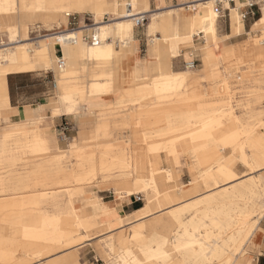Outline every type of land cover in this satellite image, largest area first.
<instances>
[{
    "label": "bare ground",
    "instance_id": "1",
    "mask_svg": "<svg viewBox=\"0 0 264 264\" xmlns=\"http://www.w3.org/2000/svg\"><path fill=\"white\" fill-rule=\"evenodd\" d=\"M26 1L28 6L20 9L15 0H0V34L7 31L10 38L9 43L0 42V112L10 108L7 102L5 73L10 68L16 71H45L52 66L51 52H56L58 47L61 48L64 63L62 69H57L60 78L57 81L56 102L60 104L61 98L65 102L76 99L81 101L89 94H101L105 90L104 84L94 87L90 92L77 89L76 85L84 77L85 72L82 62L89 61L92 64L90 69L95 68L99 72V77H103L102 66L105 61L113 58V45L126 44V40L130 39L135 27L136 18L147 19L148 34L152 37V40H149L151 55L156 61L153 69L156 76L133 80L122 88L121 98L115 102L114 109L118 111L131 106L145 108L142 114L135 116L132 126L125 121L116 125L119 129L131 130L132 145L129 153L126 147L98 143L99 140H104L107 134L104 132L105 126L101 127L97 124H94L89 134H84L78 142V147L73 152H69L68 156L75 158V163H70L69 166L61 165L62 155L49 158L46 141L40 132L23 127L18 132L5 134L0 138V158L21 157L22 159L16 161L28 162L42 159L47 162L35 166L25 165L22 170L0 178V194H5L11 189L14 191L39 189L28 199L0 196V217L3 219L0 222V264H42L37 262L61 252L65 248L60 245L62 236L60 224L63 215L76 218L79 225L87 231L97 227L99 232L108 231L118 224L150 215L151 217L146 219L150 222L143 224L142 230L145 233L143 236L149 237L153 233L155 235L153 242L160 246L152 252L143 251L136 247L142 236H134L125 241L120 235L117 238V249L128 248L127 252L133 255V261L124 262V264H137L138 261H143L144 264H242L243 253L246 251L243 246L254 237L253 233L259 219L251 224L244 223L233 212L236 211L235 206L239 203L244 205L260 199L263 200L264 205V176L254 177V173L264 172L262 168L264 166V133L260 127L245 126L239 129L241 118L236 113L229 112L227 126L215 119L211 123L217 124L218 129H214L207 124L210 123L209 119L218 113L217 110L192 111V116L200 119L202 129L198 133H189L188 138L185 137V146L188 147L194 159L192 161L194 169L199 171L197 176L204 193L191 200L170 206L180 198L175 197L172 192L162 195L156 187L158 180L169 179V176L165 175L160 168V156L164 154L170 162H173L176 157L184 153L176 139L168 141V138L175 132L176 116L180 115V112L176 110L177 103L181 98L186 97L181 91L182 85L192 76L187 72L171 74L165 70L160 64L165 55L163 50H168L182 40H193L194 36H200L205 42H219L216 38V21L219 14L211 8V5L218 3L219 0H203L179 7L190 14L188 33L185 36H181L179 28L172 23L173 11L138 13L134 8L135 0H118L119 2L116 3L106 0ZM226 1L229 3V0ZM86 8L94 17L90 27L54 32L34 42L26 39L27 23L38 22L42 26L57 27L60 18L82 14ZM104 16L108 17L106 22L102 20ZM16 18L23 19L24 24L17 25ZM242 31V16L240 17L238 8H235L230 17V35L238 36ZM255 31H259V35L251 36L247 33L249 37L241 47L220 57H215L208 49L203 58L205 69L210 62L219 60L221 57L223 61L233 59L241 63L251 62L257 57L253 54L255 48L264 46V15L252 26L251 33ZM18 32L24 39L15 43L11 42L13 34ZM82 32L90 33L89 37H95L98 44L86 43L81 38ZM72 39L74 40L71 41ZM68 47L74 48L77 52L73 66L69 65V59L64 55V50ZM259 57L264 58V55ZM58 59L55 64H58ZM2 64L6 67L2 68ZM186 69L194 70L188 65ZM207 80L213 85L223 83L228 86L229 84L218 71L210 72ZM212 89V92L215 91L214 87ZM168 102L175 105L161 109L162 104ZM186 113L187 111L181 112L183 115ZM179 117L183 118V116ZM186 122L183 118L179 123ZM238 132L244 136V141L237 148L234 147L233 151L236 157L248 167L249 173L236 179L230 163L224 162V158L219 153L223 149L217 150L214 145L227 142L228 147L234 146L232 143L238 138ZM151 139L164 141L149 144L147 141ZM245 149L249 150L248 153L244 152ZM25 156H29L30 159H25ZM14 166V163H11L6 167ZM112 172L116 173V176L118 174L123 177L120 180L123 185L121 190L128 196L146 192L148 189L155 196L147 201L145 208L140 212L118 224L111 225L91 224L89 220L77 217L74 211L64 214L59 213L60 211L58 213L48 211L57 206L56 194L59 189L83 187L97 176L106 182L113 174ZM118 192L116 191V194H119ZM23 201L31 202L32 206L37 208L39 214L37 225L21 227L12 222L13 216L18 215L16 213L18 205ZM67 205L66 203V207ZM242 219L245 220V218ZM150 223H152L151 226ZM172 235H174L173 241ZM235 253H239V257Z\"/></svg>",
    "mask_w": 264,
    "mask_h": 264
},
{
    "label": "rangeland",
    "instance_id": "2",
    "mask_svg": "<svg viewBox=\"0 0 264 264\" xmlns=\"http://www.w3.org/2000/svg\"><path fill=\"white\" fill-rule=\"evenodd\" d=\"M187 1H190V0H187ZM200 1H203V0H200ZM225 1L226 0H219L218 3L220 4L216 3V4L211 5V8L213 10H215V7H218L220 9L219 18L217 22L218 35H224L229 32V18H230L229 12L230 11L224 10V6L226 8L230 7L231 9L239 8L238 13L240 17L246 12H248V10L244 8L245 6L244 1H240V0L235 1L234 5H231L227 1L226 2ZM179 2L180 0H176V3H179ZM237 3H240L241 6L239 5L235 6ZM155 6L156 4L150 10L154 12L163 11L159 9L155 10L154 8ZM260 9H261L260 11L254 10L253 16L246 15L245 18H242L244 27H243V32L240 36L233 37L228 40H224L223 42L216 41L214 43L205 42L203 39L194 37L193 46L189 48H182L181 49L182 54L189 53L191 61L192 60L198 61V65L195 67V70H198L201 68V63H200L199 53L196 50L197 48L208 46V49L212 52V54L215 57H220L221 54L230 50L233 46L241 47L244 44V42L248 39L249 35L251 36L259 35V31H255L253 33H250L249 35L247 33L250 32L251 25L256 20L263 17L264 8L262 7V5H260ZM180 11L183 12L184 10L181 9ZM107 18H108L107 16H104L102 17V20L106 22ZM79 22H82V24H79ZM15 23L17 25L22 26L24 24V21L23 19L16 18ZM92 24L93 22L91 21L90 15L88 14L74 15L73 17L68 18V20L65 22L64 25L61 26L60 29L55 28L53 31H51V33H54V32L56 33V32L64 31L67 29L80 28L84 26L90 27ZM146 25H147V19L144 22L143 26L139 28L134 27L133 34L135 31L144 32V30L146 29ZM50 29H51L50 27L44 28L43 26H40L39 28H37V26L33 27V29L30 31V34H29L30 41L31 42L37 41L38 39H40V37L50 34V32L49 33L47 32V30H50ZM84 36L89 37L90 33H85ZM23 39L24 37H21V40ZM149 40L150 38H146V45ZM0 42L7 43V38L5 35H0ZM115 47L119 49L120 45L116 44ZM262 50H264V46L255 48V51H253V54L257 55V57L252 59L251 62L244 61L241 63V62H236L233 59L228 60V61H223L222 57L220 58L221 60L219 59L216 61L215 69L226 78V80L229 82L228 86L224 85L223 83H220V84L217 83L218 85L217 84L213 85L212 82L198 79V77L195 74L189 77L183 83L182 90H181L182 93H184L186 97L181 98V100L177 103V106H176L177 107L176 110L180 112L179 116H183V118H185L186 121L189 123L187 122L179 123L181 122L183 118L179 116L178 118L176 116V123H174V126H175L174 133L175 134L173 133L172 135H170L168 138V141L176 139L181 145V147L183 148L185 145V137L188 138L189 133H192V132L198 133L201 131L202 124L200 123V119L195 118L194 115L192 116L193 112L198 111L199 109H203L208 112H212L214 110L218 111V113L215 116H212L209 119L210 123L207 125H209L208 127L210 128L218 129L217 124L211 123L215 119L220 120L222 125L227 126L228 113L232 112V113H236L241 118V124L238 125L239 129H243V127L245 126L250 127V128L260 127V129L264 133V124H263V121H264V58L258 57L259 51H262ZM183 59L184 61L189 60L185 58ZM182 70H185V63L181 64L179 71H182ZM52 80L56 84L55 76L53 72L50 70L37 71V72L29 73V74L9 76L7 78V81H8V90L10 92L11 105L12 106L29 105V104H33L36 102H40V100H41V103L51 101L55 97V93H56L55 89L51 87ZM213 87L215 91L212 92L211 90H213L212 89ZM190 93H194V94H190ZM232 107L233 109L231 110ZM124 110H126V108H123L120 111H122L123 113ZM183 111H187L186 115L181 114V112ZM190 113H191V116H189ZM14 115L11 116L10 121L13 123L20 122L18 118L14 117ZM188 118L190 121L188 120ZM101 119L102 118L99 117L98 113H95L93 115H86L84 114V112L81 111L79 114L75 116H66L63 118L56 117V118H50L49 120H44L40 124V128L43 129L50 138H54V140L56 141L57 147L60 149V151L68 152L70 142L78 138L82 133L89 134L93 130L94 124L100 121ZM82 120H84V123L81 125L80 122ZM129 134H130L129 130H122V129L114 128V130H112V135L110 138L105 139V140H99L98 143H100L101 145L107 143L110 145L126 147V145H128L127 138ZM238 134L239 136L232 143V145H234L232 147H228L227 142H222V143L219 142V143H216V145H214V148L217 150L221 148L223 149L219 153L224 158L223 159L224 162L230 163L231 170L233 174H235L236 179L243 177L249 173L248 167L239 158L236 157V153L233 151L234 147L237 148V146L241 145L244 141V136L241 135L239 132ZM263 137H264V134H263ZM162 141L164 140L163 139H160V140L151 139V140H148L147 142L149 144H154V143L162 142ZM131 145H132L131 140H129V147H127L128 153L131 151V148H130ZM223 147L227 148L228 150ZM248 151H249L248 149H245L244 152L248 153ZM180 157L181 158L179 159V164L175 166V170L169 172L168 171L169 165L166 162L165 155L164 154L161 155L160 168L163 169V171L165 172L163 173L165 175L169 176V180H167V187L171 191H173L177 197H180L182 198V200H185V199H190L194 197V196H189L187 198V196H184V191H183L185 189H188V187L186 188L185 185H187L190 181V174H191L190 168L193 172V175H196V174L198 175L199 171H196L193 167V164L191 163L194 159L190 155L188 148L186 152L180 154ZM64 162L66 163V165L68 164L69 166L70 165L69 162H72L73 164L75 163V158L71 156H67L65 157ZM17 164H18L17 165L18 167L16 168H6V169L0 168L1 169L0 177H3V178L8 177L9 175L12 174V171L17 170L22 163L18 162ZM254 175L257 178H260L264 176V172L257 173ZM122 179L123 177L119 176L118 174L116 176V173H113L111 174V176L108 178V181L106 182H104L103 180H101L99 176H97L95 179L92 180L93 182L90 181L86 183V185H84L83 187H79V188L70 187V188L59 189L57 191L58 193L56 194V196L58 197L57 206L53 210H48V211H53L55 213H58L60 211L59 213L62 212L63 214L67 213L68 211H74L80 216L82 220L90 219L92 223H95V222L100 223L104 221L103 217L101 218L97 217L92 220L93 208L95 206L116 207V206H120L124 204V202L136 201L139 204V206L142 207L145 205L146 199L152 198V191L150 189H148L144 193H141L139 195H134V196L132 195V196L125 197V195H121V196H119V194L115 195L116 190L120 189L122 185L120 183L121 182L120 180ZM36 191H39V189H36V190L30 189L27 192L21 193L16 197L28 199ZM253 202H249L248 204H244V205L242 203L237 204L235 206L237 209L236 211L233 212V214L239 220H241L244 223L247 222L248 224L255 222L256 219H259L257 223L258 226L255 227V231L253 233L256 235L259 229V226L264 229V205L262 204L263 200H260V199L253 201ZM66 203L68 204L67 207H66ZM249 204L252 206V208ZM248 210L250 213L248 212ZM21 212L23 213L27 212L30 215L36 216L37 208L35 206H32L31 202H28L26 203V206H23L21 208ZM66 216L67 215L62 216L64 217L63 229L65 233L68 236H70L71 239L77 240V243L79 244L81 243V246L78 248H74L73 250L61 255L57 259L58 264H124V262L133 261V255L130 254L131 252L129 251L127 252L128 248L127 249L126 248H122V249L115 248L114 249L111 246L113 243V237H107L106 235H100L101 233H99V228L96 227V229L95 228L92 229V232L90 233L89 238H86L87 233H88L87 229L81 227L79 223L75 221L74 219L70 218L69 216L67 217ZM252 216L254 219L252 218ZM242 218H245V220H243ZM149 225L151 226L152 223H150ZM130 234H131V231L126 230V233H125L126 237H128ZM154 237L155 235L153 233H151L149 237L142 236L140 238V241L136 244V247L143 251L148 250L152 252L153 250H156L160 246V244L158 243L156 244L153 242ZM88 239H91V240H88ZM173 239H174V235H172L171 237L172 241ZM251 241L252 242L255 241L254 237L251 238L243 246V249H246V251L243 253V257H244L243 259L248 260L250 264H252L253 257L260 252L258 238L256 240L257 247L251 246L250 245ZM85 244H89V245L85 247L84 249H79ZM235 255L239 257V253H235Z\"/></svg>",
    "mask_w": 264,
    "mask_h": 264
},
{
    "label": "crops",
    "instance_id": "3",
    "mask_svg": "<svg viewBox=\"0 0 264 264\" xmlns=\"http://www.w3.org/2000/svg\"><path fill=\"white\" fill-rule=\"evenodd\" d=\"M106 1L112 2V3L119 2L118 0H106ZM135 1L136 2L134 4V8L137 10L138 13L154 12V11H151L150 9L155 4H156V6L154 7L155 10L159 9V10H163V11L164 10L173 11L172 23H173V25H176L179 28L181 36H185L188 33L187 28L189 26L190 15L187 14L188 12H185V11L181 12L180 11L181 9L179 7H181L182 5L188 4V3H195V2H198L200 0H190V1L180 0L179 3H176V0H156V1H154V0H135ZM15 3L17 4V6L20 9L26 8L28 6V2L26 0H15ZM235 6H237V5H235ZM239 6H241V4H239ZM157 7H159V8H157ZM233 9H235V8H233ZM233 9H231L230 7L226 8L224 6V10L230 11L229 12L230 17H231ZM238 10H239V8H238ZM83 14L90 15L91 21L93 22L94 17L92 15V13H90L88 11V9L86 8V10L82 14H73L67 18H60L59 26H57V27H55L54 25L43 26V27L44 28L50 27L51 29L47 30V32L48 33L50 32V34H51V31H53L55 28L60 29L61 26L64 25L65 22L68 20V18H70L74 15H83ZM260 19H258V20H260ZM258 20H256V21H258ZM217 22H218V19L216 21V38L219 40V42H223L224 40H228V39H231L233 37H238L242 34L241 33L238 36H231L230 35V18H229V32L227 34H224V35H218V33H217V31H218ZM254 23L251 25L250 32H248V33H251V29H252V26L254 25ZM79 24H82V22H79ZM35 26H37V28H39L40 26H42V24H40L38 22L27 23L28 30L26 32V39H29L30 31ZM84 27H86V26H84ZM243 27H244V24H243ZM75 29L77 30L79 28H75ZM133 29H134V27H133ZM70 30L71 29H67L64 31H70ZM85 33H87V32H82L80 34L82 39H83ZM146 34H147V36H146ZM0 35H5L7 38V43L10 42L9 33L7 31L3 32ZM194 37H198V38L202 39L200 36H194ZM194 37H193V39H194ZM146 38H150V41L152 40V37L148 34V23L146 25V29L144 30V32L135 31L133 34V30H132L130 39L126 40L125 45H122L121 43H116L117 45H120L119 49H117L115 47L116 44H114L113 45L114 46L113 58L105 61L103 66H102V72L104 74L103 77H99V72L97 70H95V68L90 69L92 64L89 61H87V60L83 61L82 63H83V66L85 67L84 77H82V79L77 83V85H76L77 89L80 91L85 90L87 92H90V90L94 89V87H98V86H101L102 84H104L105 90L101 94H89L81 101L79 99H76L72 102H65L61 98L60 104H58L56 102L57 96H58L57 81L60 78L58 70L62 69V66L59 67L58 64H55V61L60 57L61 50H59V48H56V52H54V53L51 52L52 66L45 70V71H47V70L52 71L54 76H55V80H56L55 97L49 102L41 103V100H40V102H36L33 104H29V105L12 106L10 103V92L8 90L7 78L9 76H12V75L29 74V73H33L36 71H16V70H13L10 68V70H8L5 73L7 102H8V105L10 108L6 111L0 112V138H2L5 134L18 132L23 127L27 128V129L34 130L36 132H40L43 134V137L46 141V146H47V149H48L49 155H50L49 158L51 159L54 156L62 155L63 158L61 160V165L68 166V164L66 165V163L64 162V159H65V157H67L69 155V152H73L78 147V142L84 137V133H82L78 138H76L75 140L70 142L68 152L60 151V149L57 147V144H56V141L54 140V138H50L45 133V131L40 128V124L44 120H49L50 118H56V117H62L63 118L66 116H75V115L79 114L81 111L84 112V114H86V115H93L95 113H98L99 117L102 119L95 124H97L98 126H101V127L105 126L104 132L107 135L104 137V140L111 137L112 130H114V128L119 129L116 127V125L119 124L121 121L128 122L129 126H132L134 123L135 116L138 114H142V112L145 111V108L144 107L138 108L136 106H131V107L126 108V110H124V112L122 113V111H120V110L119 111L115 110L114 105H115V102L121 98L120 91L122 90V88L126 87L133 80L145 79L147 77L153 78L156 76V73L153 71L154 66L156 64V61L154 60V57L151 55V45H150L151 42L148 41V43L146 45ZM20 40H21V37H20L19 32L17 34H13V39L11 40V42L15 43V42H19ZM86 43H88V42L86 41ZM191 46H193V40H182V41L178 42L177 45L169 48L168 50L164 49L163 51H164L165 55H164L163 59L160 61V64H162V67L165 70L169 71L171 74H180V73L187 72L191 75L195 74L198 77V79H200V80H206L208 82H211V81L207 80V76L209 75L210 72L217 71L215 69L217 60L210 62V64L208 65V68L205 69L204 64H203V58L206 56V52L208 51L207 46L199 47L196 49L197 52L199 53V56H200V63H201L200 69L188 70L185 67V70L179 71L182 63L191 62L190 54L189 53L182 54L181 49L182 48H189ZM237 47L238 46H233L230 50L221 54V56L226 54L227 52H230L231 50H233ZM260 47H263V46H260ZM76 53L77 52L74 48L68 47V48H65V50H64V55L69 59V65H71V66H73L75 64L74 57H75ZM262 54L264 55V50L259 51L258 57L263 56ZM61 55H62V53H61ZM183 58L189 59V60L184 61ZM1 67L4 68V67H6V65L2 64ZM180 94H182V93H180ZM44 100H46V99H44ZM171 105H175V104L174 103L170 104L169 102L162 104L161 109L170 108ZM12 115H14L15 118H18V120L20 122H15V123L11 122L10 118ZM80 123L82 125L84 123V120H82ZM123 130H129L130 131V134L127 138L128 139L127 140L128 145H126V148H127V147H129L131 130L130 129H123ZM48 145H49V147H48ZM187 148L188 147H186L184 145V147L182 148L183 152H186ZM49 158H47V159H49ZM160 158H161V156H160ZM180 158L181 157L179 155L178 157H176L173 160V162H170L169 159L165 156L166 162L169 165V169H168L169 172L175 170V166L179 164ZM20 159H22V158L21 157L0 158V168L1 169L16 168V167H18L17 166L18 162L22 163L17 170L12 171V174H14V173L22 170L23 166H25V165L35 166V165L47 163V162H44V160H42V159L29 160L30 159L29 156H25V159L29 160L28 162L16 161V160H20ZM11 163L12 164L14 163L15 166L14 167H6V166L11 165ZM70 163H72V162H69V164ZM159 164H160V161H159ZM190 172H191L190 181L187 185H185V187L186 188L188 187V189H185L183 191H184V196H187V198L189 196H194L192 198H195V197L203 194L204 191L202 190V188L200 186V179L197 176V174L193 175L191 168H190ZM254 174H257V173H254ZM254 177H256V176L254 175ZM0 178H2V177H0ZM240 178H242V177H240ZM166 180H169V179H161V180H158L156 183L157 191L162 195L165 193H171V192L174 193L173 191H171L167 187V181ZM121 188H123V185H121L120 189L116 190V191H119L118 192L119 196L125 195V197H128V195L125 194V192L122 191ZM27 191L28 190L14 191L11 189L5 194H0V196L2 195L3 197H16L19 194L25 193ZM142 193H144V192H142ZM139 194H141V193H139ZM139 194H135V195H139ZM115 195H117V194L115 193ZM154 196L155 195L152 193V198ZM174 196L177 197L176 194H174ZM177 198H180V197H177ZM192 198L185 199V200H182V198H180V200L176 201V203H174V205L172 204L170 206H175L177 204H180L181 202L191 200ZM148 200H150V199H146V203ZM26 203H28V202L23 201L18 205L17 210H16V213H18V215L13 216L12 222L14 224H19V226H21V227L37 225L39 223L38 212H37L36 216L30 215L27 212L26 213L21 212V208L23 206H26ZM107 203H109V202H107ZM146 203L142 207H140L136 201L124 202V204H122L120 206H116L115 208L113 206H111V207L95 206L93 208L92 220L94 218H97V217H99V218L103 217L104 221L100 222V223L99 222L98 223L97 222L92 223L91 220L89 219V222L91 224H97L98 226L109 225V224L110 225L111 224H118L122 220L130 218L132 215L143 210L146 206ZM76 215H77V217L80 218V216L77 213H76ZM150 217H151L150 215L142 216V217L137 218L135 220H132L130 222L118 224L117 226H115L114 228H112L108 231L99 232V233H101L100 235H106L107 237H113V243L111 246L115 249V248H117V238L120 235L125 241L131 239L134 236H136V237L143 236L145 234L144 231L142 230L143 224H145V222L146 223L150 222V220H146ZM72 219L77 221L76 218H72ZM2 221H3V219L0 217V222H2ZM63 227H64V217H62L61 224H60V231L62 234L60 245L65 246V248L61 252L51 256L50 258L40 260L37 263L58 264L57 259L61 255L73 250L74 248H78L81 246V243L80 244L77 243V240L71 239L70 236H68L65 233ZM126 230L131 231V234L128 237H126V235H125ZM91 232H92V230L88 231L86 238H89V235ZM256 235L254 234V240L255 241L254 242L251 241L250 245H252L253 247H257L256 240L258 238L260 252L253 257L252 264H264V229L259 226V229H258ZM95 238H97V237H95ZM88 240H91V239H88ZM88 245L89 244H85L84 246H82L79 249H84ZM242 264H250V262L246 259H243Z\"/></svg>",
    "mask_w": 264,
    "mask_h": 264
},
{
    "label": "built area",
    "instance_id": "4",
    "mask_svg": "<svg viewBox=\"0 0 264 264\" xmlns=\"http://www.w3.org/2000/svg\"><path fill=\"white\" fill-rule=\"evenodd\" d=\"M240 1H244L245 2L244 8H246L248 10V12H246L245 14L242 15V18H245L246 15H252L253 16L254 15V10H259V11L261 10L260 9V5H261L260 0H240ZM218 4H220V3H218ZM229 4L234 5V2L232 0H229ZM262 7L264 8V5H262ZM215 11H216L217 14L220 13V9L218 7H215ZM145 21H146L145 17H141L139 19L136 18L135 27L139 28V27L143 26ZM83 39L85 41H87V42H90L92 45H97L98 44V41L93 36L92 37L84 36ZM73 40L74 39H72L71 41H73ZM59 50H61V48H59ZM63 63H64V61H63L62 55L60 53V57L58 59L59 67L63 66ZM187 65L190 67V69H195V67L198 65V61L192 60L189 63H185V67ZM51 87L53 89H55V82L53 80L51 81Z\"/></svg>",
    "mask_w": 264,
    "mask_h": 264
},
{
    "label": "snow or ice",
    "instance_id": "5",
    "mask_svg": "<svg viewBox=\"0 0 264 264\" xmlns=\"http://www.w3.org/2000/svg\"><path fill=\"white\" fill-rule=\"evenodd\" d=\"M261 5H264V0H260ZM264 168V166H262ZM137 264H144L143 261H138Z\"/></svg>",
    "mask_w": 264,
    "mask_h": 264
}]
</instances>
